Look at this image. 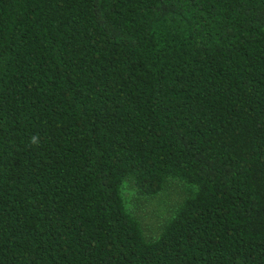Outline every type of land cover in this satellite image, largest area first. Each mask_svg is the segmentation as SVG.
<instances>
[{
	"label": "trees",
	"instance_id": "obj_1",
	"mask_svg": "<svg viewBox=\"0 0 264 264\" xmlns=\"http://www.w3.org/2000/svg\"><path fill=\"white\" fill-rule=\"evenodd\" d=\"M0 264H264V0H0Z\"/></svg>",
	"mask_w": 264,
	"mask_h": 264
},
{
	"label": "rangeland",
	"instance_id": "obj_2",
	"mask_svg": "<svg viewBox=\"0 0 264 264\" xmlns=\"http://www.w3.org/2000/svg\"><path fill=\"white\" fill-rule=\"evenodd\" d=\"M184 197L183 188L178 183H172L154 198L140 196L130 185L125 189L128 208L139 219L148 238L159 235L162 226L173 216Z\"/></svg>",
	"mask_w": 264,
	"mask_h": 264
},
{
	"label": "clouds",
	"instance_id": "obj_3",
	"mask_svg": "<svg viewBox=\"0 0 264 264\" xmlns=\"http://www.w3.org/2000/svg\"><path fill=\"white\" fill-rule=\"evenodd\" d=\"M36 142V138L35 137H33V143H35Z\"/></svg>",
	"mask_w": 264,
	"mask_h": 264
}]
</instances>
